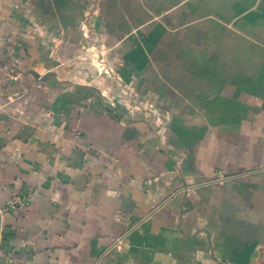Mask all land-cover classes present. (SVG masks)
I'll list each match as a JSON object with an SVG mask.
<instances>
[{"label":"crops","instance_id":"obj_1","mask_svg":"<svg viewBox=\"0 0 264 264\" xmlns=\"http://www.w3.org/2000/svg\"><path fill=\"white\" fill-rule=\"evenodd\" d=\"M79 2L0 0V264H264V0L189 8L157 72Z\"/></svg>","mask_w":264,"mask_h":264},{"label":"rangeland","instance_id":"obj_2","mask_svg":"<svg viewBox=\"0 0 264 264\" xmlns=\"http://www.w3.org/2000/svg\"><path fill=\"white\" fill-rule=\"evenodd\" d=\"M79 2L84 12V20L80 23L84 28H92L94 20L101 17L102 31L110 30L112 40L127 41L134 48H144L152 59V70L158 71L164 67L166 59L168 70H179L182 63L171 61V57L179 55V45L187 40H200L206 34L204 23L195 14H189V8L198 6L201 0H82ZM74 6L76 4L74 3ZM179 10V11H178ZM181 12V13H180ZM106 28V29H105ZM110 34L97 37L91 34L85 36L86 59L96 64L99 74L106 78L116 72L115 59L106 46ZM94 41V42H93ZM188 41V42H189ZM95 43L96 51H88ZM190 48V47H189ZM134 49V52L136 51ZM196 49V48H192ZM198 51L204 47L197 48ZM161 60V62H159ZM97 61V63H96ZM112 61V62H110ZM118 62H116L117 64ZM120 62L118 63L119 67ZM100 85V84H99ZM15 197V196H14ZM13 198V197H12ZM11 198V199H12ZM9 199L1 209L7 210ZM10 210V209H8Z\"/></svg>","mask_w":264,"mask_h":264},{"label":"built area","instance_id":"obj_3","mask_svg":"<svg viewBox=\"0 0 264 264\" xmlns=\"http://www.w3.org/2000/svg\"><path fill=\"white\" fill-rule=\"evenodd\" d=\"M30 195V191H25L19 195H16L9 201V206L7 207V210H14L26 206Z\"/></svg>","mask_w":264,"mask_h":264}]
</instances>
